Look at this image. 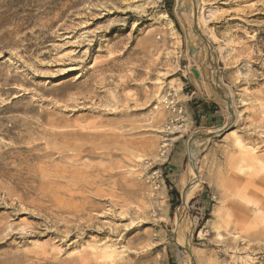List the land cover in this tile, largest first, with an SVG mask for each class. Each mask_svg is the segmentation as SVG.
<instances>
[{"label": "rangeland", "instance_id": "obj_1", "mask_svg": "<svg viewBox=\"0 0 264 264\" xmlns=\"http://www.w3.org/2000/svg\"><path fill=\"white\" fill-rule=\"evenodd\" d=\"M100 263L264 264V0H0V264Z\"/></svg>", "mask_w": 264, "mask_h": 264}, {"label": "trees", "instance_id": "obj_2", "mask_svg": "<svg viewBox=\"0 0 264 264\" xmlns=\"http://www.w3.org/2000/svg\"><path fill=\"white\" fill-rule=\"evenodd\" d=\"M173 193H174L175 195H178V192H177L176 190H174Z\"/></svg>", "mask_w": 264, "mask_h": 264}, {"label": "water", "instance_id": "obj_3", "mask_svg": "<svg viewBox=\"0 0 264 264\" xmlns=\"http://www.w3.org/2000/svg\"><path fill=\"white\" fill-rule=\"evenodd\" d=\"M194 71H195L196 75H198V72H197V70H194Z\"/></svg>", "mask_w": 264, "mask_h": 264}, {"label": "bare ground", "instance_id": "obj_4", "mask_svg": "<svg viewBox=\"0 0 264 264\" xmlns=\"http://www.w3.org/2000/svg\"><path fill=\"white\" fill-rule=\"evenodd\" d=\"M104 233H106V232H104ZM104 233H103V234H104ZM109 257H110V256H109ZM122 258H123V257H122ZM100 264H101V263H100Z\"/></svg>", "mask_w": 264, "mask_h": 264}]
</instances>
